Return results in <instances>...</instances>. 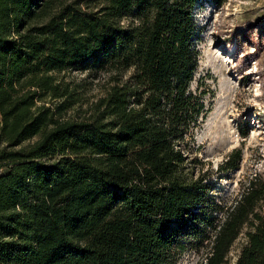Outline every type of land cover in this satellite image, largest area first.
<instances>
[{
    "label": "trees",
    "instance_id": "16d2710c",
    "mask_svg": "<svg viewBox=\"0 0 264 264\" xmlns=\"http://www.w3.org/2000/svg\"><path fill=\"white\" fill-rule=\"evenodd\" d=\"M198 2L0 0V264H228L245 229L237 264H264V177L228 205L191 159L212 110ZM75 70L109 75L84 119Z\"/></svg>",
    "mask_w": 264,
    "mask_h": 264
},
{
    "label": "rangeland",
    "instance_id": "374dc122",
    "mask_svg": "<svg viewBox=\"0 0 264 264\" xmlns=\"http://www.w3.org/2000/svg\"><path fill=\"white\" fill-rule=\"evenodd\" d=\"M194 13L200 61L193 89L205 84L212 91L207 96L212 110L195 132L191 159L199 160L198 168L213 171L212 195L231 205L243 192L242 184L264 177V0H228L222 6L199 0ZM63 75L79 97L70 115L89 117L109 88V75L81 70ZM234 150L241 152L238 168L220 173ZM246 232L232 247L228 264H237ZM206 255L204 249L190 251L178 264H203Z\"/></svg>",
    "mask_w": 264,
    "mask_h": 264
},
{
    "label": "built area",
    "instance_id": "2783aa9c",
    "mask_svg": "<svg viewBox=\"0 0 264 264\" xmlns=\"http://www.w3.org/2000/svg\"><path fill=\"white\" fill-rule=\"evenodd\" d=\"M2 172V169L0 168V173Z\"/></svg>",
    "mask_w": 264,
    "mask_h": 264
}]
</instances>
